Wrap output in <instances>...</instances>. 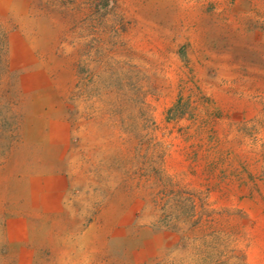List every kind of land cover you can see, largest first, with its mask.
I'll return each mask as SVG.
<instances>
[{
  "label": "rangeland",
  "instance_id": "374dc122",
  "mask_svg": "<svg viewBox=\"0 0 264 264\" xmlns=\"http://www.w3.org/2000/svg\"><path fill=\"white\" fill-rule=\"evenodd\" d=\"M110 9L104 68L128 73L129 136L115 116L82 139L64 101L73 79L56 56L61 16L28 0H0L24 94L21 142L0 152L7 262H158L179 240L157 224L171 198L158 192L172 186L195 201L199 219L231 235L245 264H264V0H110ZM49 85L57 103L39 114ZM179 99L185 116L168 121ZM47 119L69 124L58 163L43 158L47 131H63ZM52 173L68 183L55 212L39 204L35 184Z\"/></svg>",
  "mask_w": 264,
  "mask_h": 264
},
{
  "label": "trees",
  "instance_id": "16d2710c",
  "mask_svg": "<svg viewBox=\"0 0 264 264\" xmlns=\"http://www.w3.org/2000/svg\"><path fill=\"white\" fill-rule=\"evenodd\" d=\"M28 1L61 16L62 28L56 56L63 72L69 71L73 79L64 99L70 106L67 120L72 133L82 139L87 138L91 133V125L109 124L115 116H123L120 131L121 135L128 137L129 117L132 116L128 103L131 99L128 73L124 67L116 74L106 72L104 68L111 62L103 54L112 23L110 0ZM10 34L11 28L0 20V152L4 154L13 150L14 144L21 142L23 122V115L19 112V97L24 94L18 87L20 76L13 69L15 50L11 46ZM101 69L109 73L105 79L109 84L104 90L99 89L103 82ZM116 80L121 82L123 92L114 88ZM118 96L124 97V102H120ZM186 109L187 103L179 99L168 109L167 120L183 118ZM139 114L141 109H135V115ZM163 176L169 181L166 175ZM158 193L170 195L171 198L159 207L162 214L157 224L167 232L178 234L179 240L177 246L167 250L163 258L152 264H245L229 233L215 230L208 225L207 220L199 219L198 207L192 198L181 197L180 190L172 186H165ZM7 254L6 243L0 242L1 264H13L7 262Z\"/></svg>",
  "mask_w": 264,
  "mask_h": 264
},
{
  "label": "crops",
  "instance_id": "0c3cea01",
  "mask_svg": "<svg viewBox=\"0 0 264 264\" xmlns=\"http://www.w3.org/2000/svg\"><path fill=\"white\" fill-rule=\"evenodd\" d=\"M47 89L49 90V96L47 101L39 106V114L45 112L47 107L57 103L58 98L54 88L49 85ZM46 122L49 127L59 125L63 130L60 134L56 132L53 133L52 131L50 132L49 130V133L47 131V137L44 139L43 158L46 159V154H51L52 156L49 158L50 163H58L65 157V145L69 137V124L63 119H47ZM36 141H40V138L35 140V142ZM35 184L39 197V204L48 211H58L67 191V177L61 173L45 174L37 177Z\"/></svg>",
  "mask_w": 264,
  "mask_h": 264
}]
</instances>
